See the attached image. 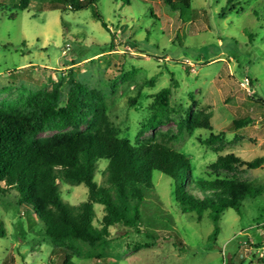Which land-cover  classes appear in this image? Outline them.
Returning a JSON list of instances; mask_svg holds the SVG:
<instances>
[{
    "label": "rangeland",
    "instance_id": "rangeland-1",
    "mask_svg": "<svg viewBox=\"0 0 264 264\" xmlns=\"http://www.w3.org/2000/svg\"><path fill=\"white\" fill-rule=\"evenodd\" d=\"M20 1L0 0V104L49 91L56 83L64 103L72 72L77 82L104 94L109 119L120 136L134 143L152 115V96L171 87L168 119L141 139L155 136L187 155L196 178L252 182L262 192L244 202L242 215L226 211L212 237L211 219L205 216L198 223L183 214L174 202L171 179L155 172L159 209L152 206L150 213L164 218L145 233L111 227L106 259L72 257L71 264H263L264 162L233 172L213 163L228 154L246 162L264 157V0H239L240 6L225 16L227 0H191L190 7L178 10L162 0H98L80 11L52 9L54 0H31L19 10ZM93 9L108 29L94 18ZM191 111L209 115L213 134L222 132L223 138L207 142L209 131H179ZM247 118L252 122L233 129L235 120ZM54 133L48 129L40 137ZM106 165L99 162L100 184ZM60 191L71 205L84 202L88 192L85 185L64 183ZM13 202V196H0L5 231L0 264L6 259L9 264H63L46 240L44 223L29 207ZM95 208L99 226L104 209ZM259 242L262 247H255Z\"/></svg>",
    "mask_w": 264,
    "mask_h": 264
},
{
    "label": "trees",
    "instance_id": "trees-1",
    "mask_svg": "<svg viewBox=\"0 0 264 264\" xmlns=\"http://www.w3.org/2000/svg\"><path fill=\"white\" fill-rule=\"evenodd\" d=\"M97 1L54 0L52 9L80 11L93 7ZM162 1L172 10L191 6V0ZM30 2L21 0L15 8L26 10ZM239 6V0H227L223 16ZM93 16L108 29L96 9ZM67 84L64 103L60 84L56 83L49 91L31 92L21 100L0 104V196H13L15 205L33 211L44 223L46 240L61 254L63 264H71L72 257L106 259L111 227L145 233L149 226L164 218L150 213L152 206L159 209L153 195L155 172L171 179L174 202L183 214L191 215L198 223L205 216L211 219L212 237L218 235L226 211L242 215L244 202L262 195L252 182L196 178L187 155L159 142L155 136L141 139L168 119L171 87L152 96L149 105L152 115L141 124L133 143L120 136L119 128L109 119L101 91L77 82L72 72ZM251 122L249 118L235 120L232 127L239 129ZM178 125L181 132L199 129L211 132L207 142L223 138L222 132L213 134L210 116L201 111L186 112ZM48 129L55 133L40 137ZM101 160L107 162L101 171L102 184L96 180ZM263 162L264 157L246 162L228 154L220 156L213 167L233 172L240 167L256 169ZM62 183L85 185L86 200L79 205L67 203L60 191ZM97 204L104 209L99 226L95 224ZM4 236L0 227V238ZM255 247H262V243ZM260 261L264 264V258ZM3 264H9L8 259Z\"/></svg>",
    "mask_w": 264,
    "mask_h": 264
},
{
    "label": "built area",
    "instance_id": "built-area-1",
    "mask_svg": "<svg viewBox=\"0 0 264 264\" xmlns=\"http://www.w3.org/2000/svg\"><path fill=\"white\" fill-rule=\"evenodd\" d=\"M249 84V82L248 81H246V84H244V86H246V85H248Z\"/></svg>",
    "mask_w": 264,
    "mask_h": 264
}]
</instances>
